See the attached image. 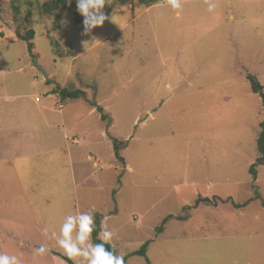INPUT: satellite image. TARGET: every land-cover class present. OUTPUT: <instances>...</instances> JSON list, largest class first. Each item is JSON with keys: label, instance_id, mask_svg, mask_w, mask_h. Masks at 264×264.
Instances as JSON below:
<instances>
[{"label": "rangeland", "instance_id": "rangeland-1", "mask_svg": "<svg viewBox=\"0 0 264 264\" xmlns=\"http://www.w3.org/2000/svg\"><path fill=\"white\" fill-rule=\"evenodd\" d=\"M48 1L0 0V264H111L92 221L125 264H264V0Z\"/></svg>", "mask_w": 264, "mask_h": 264}, {"label": "trees", "instance_id": "trees-1", "mask_svg": "<svg viewBox=\"0 0 264 264\" xmlns=\"http://www.w3.org/2000/svg\"><path fill=\"white\" fill-rule=\"evenodd\" d=\"M113 1L116 3H123L127 0H113ZM135 1L138 4L148 6V5H151L153 3H157L161 0H135ZM67 5H70L73 7V11H72L73 20H74L75 24L80 26L87 19V10H86L85 0H49L48 2H46L44 4L43 9H44L45 13L51 14L53 11H55L57 9H65L67 7ZM15 10H17L16 7H15ZM16 35H17V37H19L22 40H28V39H31L33 37V32H32V30H27L24 35H19L18 32ZM28 49L29 50L31 49V43L30 42H28ZM247 78L250 82L251 91L259 94V96L262 99V104L264 106V93L262 91V86L258 83V81L253 76L248 74ZM56 92L58 93V95L62 101L66 100V99H77V98H80L81 96H84V91L81 89H78V88L69 89L66 87H62V88H59ZM97 110L99 112H101V118L103 119L104 115L102 114L101 107L97 106ZM260 127H261V130H260L258 137L256 139V146H257L258 152L260 153L259 160L262 163V162H264V121H262L260 123ZM112 142H113L114 156L117 159L121 160L122 158H121V156H119V153H118L120 143L116 142L115 140H113ZM255 166H256V164L253 163L249 167V173L254 178L256 176V172H255V168H254ZM202 199L203 198H198L197 203H198V201H202ZM168 218H164V220L162 221V224L156 228L157 231H160L162 229L164 222ZM100 230H101V227H100V225H98V222L92 221L90 224V234L92 237L94 249L98 253L105 254V261L108 263L125 264V259H115L114 258V248L111 245V243L105 242V241L99 239L98 234H99ZM146 245H147V243H144L138 250L134 251L132 254L144 255ZM62 258L67 263L72 264L71 260L68 257L63 256Z\"/></svg>", "mask_w": 264, "mask_h": 264}, {"label": "crops", "instance_id": "crops-1", "mask_svg": "<svg viewBox=\"0 0 264 264\" xmlns=\"http://www.w3.org/2000/svg\"><path fill=\"white\" fill-rule=\"evenodd\" d=\"M189 1L190 0H172V1L162 0V2L148 5V7H145L143 10V13H144L143 16L146 17L145 18L146 20H144V22L149 23L150 25L155 24L154 20L152 19V17L154 16V12L155 14H157V12L160 13V10L167 9V12H171L170 18L173 19V21L175 22V26L177 27L176 23H178V20L182 17L183 14L188 13V10H186L185 13H183L182 9L180 8V5L183 3H187ZM171 7H172V10L169 11L168 9H170ZM152 13H153V16L151 17Z\"/></svg>", "mask_w": 264, "mask_h": 264}]
</instances>
